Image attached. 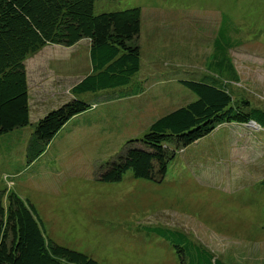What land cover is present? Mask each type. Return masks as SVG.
Returning <instances> with one entry per match:
<instances>
[{"label": "rangeland", "instance_id": "1", "mask_svg": "<svg viewBox=\"0 0 264 264\" xmlns=\"http://www.w3.org/2000/svg\"><path fill=\"white\" fill-rule=\"evenodd\" d=\"M130 8L141 14L134 80L143 83L144 94L109 101L121 90L77 96L96 100L97 108L68 121L27 165L34 124L68 102V94L53 98L56 92L89 71L86 42L40 51L26 69L31 106L43 100L42 111L37 118L31 109V124L0 136V192L28 199L50 240L101 264H180L173 245L149 230L168 226L223 264H264V155L243 154L234 162L228 144L244 141L225 124L179 151L161 182L136 179L130 170L117 182L100 179L128 140L196 99L176 80L208 74L222 14L241 26L245 45L229 51L237 81L220 83L235 102L246 99L264 110V0H97L94 12ZM254 137V151L262 152L264 132L256 130Z\"/></svg>", "mask_w": 264, "mask_h": 264}, {"label": "trees", "instance_id": "2", "mask_svg": "<svg viewBox=\"0 0 264 264\" xmlns=\"http://www.w3.org/2000/svg\"><path fill=\"white\" fill-rule=\"evenodd\" d=\"M96 1L0 0V136L31 124L28 60L49 46L72 49L86 42L88 48L89 71L70 88L68 102L34 124L26 146L27 165L40 158L68 121L97 108L96 100L86 102L77 96L121 90L108 96L109 101L138 98L145 92L143 83L134 80L140 71V9L95 14ZM243 35L231 15L220 16L208 74L199 81L176 80L196 99L154 120L141 138L128 140L122 153L105 164L100 179L117 182L130 170L136 179L161 182L179 151L220 125L254 123L264 131V110L253 108L246 99L235 102L220 83L222 79L237 81L229 51L245 45ZM149 230L173 245L180 264H223L178 229ZM0 264L101 263L50 240L31 202L8 190L0 192Z\"/></svg>", "mask_w": 264, "mask_h": 264}, {"label": "crops", "instance_id": "3", "mask_svg": "<svg viewBox=\"0 0 264 264\" xmlns=\"http://www.w3.org/2000/svg\"><path fill=\"white\" fill-rule=\"evenodd\" d=\"M88 50V48H86V51ZM87 65H88V60H87ZM70 88L67 90H62V91H59V92H56L55 95H54V98L56 96H58L59 94L61 96L64 97V94H68V97L70 98ZM53 94V93H52ZM68 98V99H69ZM42 104L40 103H35L34 105H32L31 109H32V112L33 114L38 118L39 115H40V111H41V108H42V105H43V100L41 101ZM98 106V105H97ZM42 118V117H40ZM39 118V119H40ZM38 119V120H39ZM234 124V123H233ZM232 123L231 124H225V126L229 127L231 131H234L233 134L236 136V137H239L241 138L243 141H244V144L243 145H239V142L237 141V139H235V141L231 144L229 143L228 146H229V152H230V156L231 158L233 159L234 162H236L237 159H240L239 157L242 156L243 154H252V155H258L260 157V155H264V148L262 149V152H260L259 150H255V148H257V139H255L254 137V132L256 130H259L260 128H257V129H248L249 131H246L242 128H245L246 126L248 125H233ZM224 125V124H223ZM232 126V127H231ZM220 127V126H219ZM261 130V129H260ZM264 132V131H263ZM256 141V142H255ZM255 144V146H252V147H249L251 144ZM264 147V146H263ZM264 157L260 158V159H263ZM246 164V162H245ZM263 180V179H262ZM260 180V184H261V181Z\"/></svg>", "mask_w": 264, "mask_h": 264}, {"label": "water", "instance_id": "4", "mask_svg": "<svg viewBox=\"0 0 264 264\" xmlns=\"http://www.w3.org/2000/svg\"><path fill=\"white\" fill-rule=\"evenodd\" d=\"M252 124H254V123H252ZM254 126H255V127H257V128H259V127H258V126H256L255 124H254Z\"/></svg>", "mask_w": 264, "mask_h": 264}, {"label": "built area", "instance_id": "5", "mask_svg": "<svg viewBox=\"0 0 264 264\" xmlns=\"http://www.w3.org/2000/svg\"><path fill=\"white\" fill-rule=\"evenodd\" d=\"M252 123L248 124V126H250Z\"/></svg>", "mask_w": 264, "mask_h": 264}]
</instances>
